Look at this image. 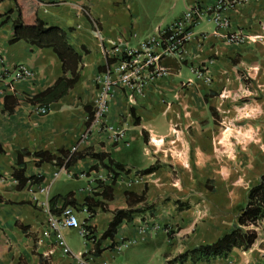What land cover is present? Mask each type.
Masks as SVG:
<instances>
[{"label": "crops", "instance_id": "obj_1", "mask_svg": "<svg viewBox=\"0 0 264 264\" xmlns=\"http://www.w3.org/2000/svg\"><path fill=\"white\" fill-rule=\"evenodd\" d=\"M165 1L19 0L26 22L38 16L67 30L82 54L78 82L39 114L41 104L29 99L63 75L62 62L52 48L12 43L18 11L14 0H0V14L14 9L0 26V73L7 70L0 82V264H79L80 252L92 251L97 241L101 252L93 264H180L173 261L177 255L237 225L239 199L245 207L264 174V0H242L225 11L228 29L210 20L194 27L185 52L164 60L169 74L149 81L133 103L115 90L107 115L112 131L94 130L81 139L95 103L96 76L113 62L106 51L116 43L135 47L198 2H215ZM236 31L249 40L227 41ZM19 64L34 74L13 81ZM60 149L88 155L69 168L37 164L36 152ZM27 151L26 175L44 179L20 190L13 172ZM70 192L92 235L62 228L67 255L49 228L44 203ZM129 208L146 210L123 221L114 239H101L116 210ZM148 210L153 222L144 228ZM250 228L258 232L250 248L183 264H264V218Z\"/></svg>", "mask_w": 264, "mask_h": 264}, {"label": "built area", "instance_id": "obj_2", "mask_svg": "<svg viewBox=\"0 0 264 264\" xmlns=\"http://www.w3.org/2000/svg\"><path fill=\"white\" fill-rule=\"evenodd\" d=\"M241 1L215 0L212 5H203L198 2L176 18L169 26L164 29H157L152 36L144 39L137 46L130 47L116 43L109 51L107 50L106 55L113 58V62L108 65L104 72L96 76L95 103L91 110L92 119L81 139L87 138L94 130L112 131L114 129L107 124V115L110 101L116 89L123 90L129 102L133 103L136 96L144 93L149 81L169 74V69L164 65V60L173 56H181L185 52L186 44L193 36L194 27L202 21L210 20L219 29L230 28V20L224 13ZM226 39L230 43L242 44L246 43L249 37L241 31H236L229 32ZM6 73L7 70L0 73V82L5 79L4 74ZM33 74L29 67L19 64L12 70V80L31 77ZM37 112L47 114L49 108L38 105ZM119 139H121L119 136H115V140ZM44 207L49 214V228L55 234L58 245L64 254H71V249L61 233L62 228H81L83 238L92 235L90 230L83 227L73 206H67L60 215L50 211L48 202L44 203ZM84 209L88 211L87 207ZM144 215L146 219H142V223L146 228L153 222V215L150 210ZM129 244L130 241H123L122 246ZM93 261V249L90 252H80L79 264H93Z\"/></svg>", "mask_w": 264, "mask_h": 264}, {"label": "trees", "instance_id": "obj_3", "mask_svg": "<svg viewBox=\"0 0 264 264\" xmlns=\"http://www.w3.org/2000/svg\"><path fill=\"white\" fill-rule=\"evenodd\" d=\"M16 4V10L18 11V18L14 22V34L10 40L12 43L19 40H25L37 47H49L52 48L60 58L63 65V75L60 76L56 82L46 88L39 94L29 99L32 103H39L47 108L53 102L58 101L65 96L78 82L80 77V70L82 67V54H80L69 41V34L67 30H64L57 26H50L38 16H35L33 22H26L23 16V9L19 3V0H14ZM14 9L8 10L6 13L0 14V26L9 21V14ZM89 108V107H88ZM88 124L92 119L91 110L89 109ZM30 154V152L20 153L18 166L14 169L13 176L16 179L17 189H24L28 184L41 182L43 176H27L26 175V163L24 161V155ZM35 155L39 157L37 164L43 162L54 163L57 166H64L69 168L75 163L76 160L85 157L87 153L70 151L68 149H60L59 152L51 153L47 151L36 152ZM94 157L102 158L101 154H93ZM118 167V166H117ZM154 167L143 170L144 173H149ZM128 194V193H127ZM130 197V193L128 195ZM1 200V198H0ZM139 201L144 200V196L138 198ZM75 199L73 192L67 195L53 196L50 201V211L53 214H61L67 206H75ZM153 208L149 206L146 209ZM146 209L134 210L119 209L116 210L113 220L110 222L109 227L103 233L101 239L111 238L114 239L118 232V227L123 221H130L133 219L135 213L145 211ZM154 212H152L153 215ZM264 218V174L261 176L260 182L249 190L248 200L243 207L239 217L237 225L228 233L223 235L212 243L202 244L187 250L177 255L173 261L183 264L188 259L193 262L201 260H210L212 258L226 256L235 247L248 249L258 239V232L250 226L257 225L260 220ZM142 219H146L143 214ZM92 234V232H91ZM114 244V242H113ZM99 241L95 243L93 248V254H100Z\"/></svg>", "mask_w": 264, "mask_h": 264}, {"label": "rangeland", "instance_id": "obj_4", "mask_svg": "<svg viewBox=\"0 0 264 264\" xmlns=\"http://www.w3.org/2000/svg\"><path fill=\"white\" fill-rule=\"evenodd\" d=\"M141 1V0H140ZM165 1V0H164ZM165 2H168L169 4H172V2H173V0H166ZM158 3H160L159 1H156V2H150L149 3V5L150 6H153V5H157ZM205 22H207V21H202L201 23H199V25L201 24H203V23H205ZM226 118V117H225ZM225 122H227V120H224ZM239 201H240V208H241V210L243 209V206H244V204L245 203H243V198H240L239 199Z\"/></svg>", "mask_w": 264, "mask_h": 264}]
</instances>
